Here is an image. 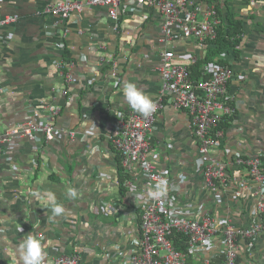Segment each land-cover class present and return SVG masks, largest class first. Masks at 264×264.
Segmentation results:
<instances>
[{"label":"crops","instance_id":"0c3cea01","mask_svg":"<svg viewBox=\"0 0 264 264\" xmlns=\"http://www.w3.org/2000/svg\"><path fill=\"white\" fill-rule=\"evenodd\" d=\"M58 1L0 0V16L17 15L14 23L0 27V134L27 120L30 109L48 102L61 106L55 126L76 133L73 139L60 134L39 148L27 138L3 146L0 264H23L16 249L29 233L42 234L48 264L61 254H77L79 264H114L136 250L137 212L124 205L127 196L132 201L134 196L120 191L119 179L128 173L110 137L117 133V113L130 108L122 91L125 82L135 83L151 98L159 93L163 50H172L174 62L188 65L193 79H200L208 61L231 68L223 101L234 105L235 112L222 117L218 130L224 136L212 152L225 162L259 154L264 164V0H212L223 24L234 18L242 26L233 36L237 42L222 49L212 44L215 41L185 38L176 28L174 36L163 41V16L133 0L122 1L117 21L105 7L88 5L70 13L65 23L45 11ZM61 58L77 78L70 85L60 74ZM150 138L149 157L157 170L173 179L187 172L179 200L202 203L216 216L227 214L235 224L250 223L252 196L235 202L228 190L221 203L213 201L194 167L198 140L190 115L173 107L167 96ZM134 174L131 178L141 189L137 169ZM70 187L77 191L75 198L67 195ZM47 191L65 209L52 222ZM239 253L238 264H264V235L241 239Z\"/></svg>","mask_w":264,"mask_h":264},{"label":"built area","instance_id":"2783aa9c","mask_svg":"<svg viewBox=\"0 0 264 264\" xmlns=\"http://www.w3.org/2000/svg\"><path fill=\"white\" fill-rule=\"evenodd\" d=\"M125 0H62L49 3L45 11L59 17L65 23L72 12H80L85 6H102L112 20H118L119 7ZM137 5L156 9L163 16V41L174 36L179 29L185 38L212 42L218 37V26L222 20L212 0H133ZM17 15L0 16V27L12 24ZM170 49L159 54L158 72L161 88L151 98L156 109L148 116L141 115L131 107L117 113L116 131L110 137L116 154L121 160L125 175L127 196L124 205L137 212L139 237L136 250L122 255L114 264H238L239 241L264 235V167L261 155L236 156L229 162L221 161L213 154L224 134L218 125L225 115H233L235 107L224 100L228 84L233 77L229 66L218 62H206L200 79H193L188 65L174 62ZM196 62L194 56L189 58ZM58 68L66 85L77 81L76 76L65 69L64 60L58 59ZM115 75V71H112ZM62 94L67 90L62 89ZM170 98L173 107L186 110L190 115V126L198 140V157L195 170L200 173L204 186L216 204L230 197L241 202L245 195L255 199L249 208L250 223L235 224L227 214L216 216L202 203L183 202L178 195L186 187L187 172L180 171L175 179L165 171L156 169L149 157L150 134L164 100ZM61 111L58 103L48 102L30 109L27 120L0 134V155L3 146L27 138L36 146L49 143L60 134L70 139L75 131L57 128L54 124ZM91 130L93 128H90ZM39 148V147H38ZM137 169L143 182L138 189L134 183ZM163 182V184H162ZM162 194L154 193L161 191ZM234 186L233 189L231 186ZM36 235L42 236L41 233ZM173 236H179L185 248L178 250ZM48 264V260L43 261ZM51 264H79L77 254H61L51 259ZM108 264V263H107Z\"/></svg>","mask_w":264,"mask_h":264},{"label":"clouds","instance_id":"9594fccd","mask_svg":"<svg viewBox=\"0 0 264 264\" xmlns=\"http://www.w3.org/2000/svg\"><path fill=\"white\" fill-rule=\"evenodd\" d=\"M122 91L124 94V100L134 111L144 116H148L155 111L156 106L151 97L140 90L135 83L125 82L122 86ZM162 191L161 185V191L154 194L161 195ZM33 195L38 198L41 197V194L38 192H34ZM67 195L70 198H75L77 196L76 189L70 187L67 190ZM44 198L46 199V205L51 210V215L48 217V220L49 222H52L56 217L60 216L65 209L57 202L56 196L53 192L47 191L44 193ZM42 240V236L29 233L19 243L16 251H18L23 264H43L47 253L41 243Z\"/></svg>","mask_w":264,"mask_h":264},{"label":"trees","instance_id":"16d2710c","mask_svg":"<svg viewBox=\"0 0 264 264\" xmlns=\"http://www.w3.org/2000/svg\"><path fill=\"white\" fill-rule=\"evenodd\" d=\"M228 21H230L229 25L223 24V21H222L221 24L218 26V37L215 39V42L212 43V44H216L217 48H219V49H222L225 46L230 45L232 43L235 44L237 41L234 42L233 36L235 35V33L237 34L238 32L242 31L241 22L239 20H235L233 18V19H228ZM197 73H198V69H197ZM198 75H199V73H198ZM262 161H263V159H262ZM263 167H264V164H263ZM125 178L126 177H124V178L120 177V179H119L120 191H122V193L125 192V188L123 186ZM172 239L176 243V247L178 250L185 248L183 242H181L179 240V236H173Z\"/></svg>","mask_w":264,"mask_h":264}]
</instances>
